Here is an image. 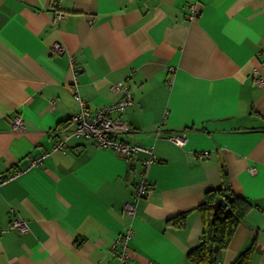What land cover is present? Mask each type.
<instances>
[{"label": "crops", "instance_id": "0c3cea01", "mask_svg": "<svg viewBox=\"0 0 264 264\" xmlns=\"http://www.w3.org/2000/svg\"><path fill=\"white\" fill-rule=\"evenodd\" d=\"M114 82L133 97L118 136L153 148L147 167L83 138L54 150L73 94L94 110L119 99ZM42 154L0 187V264H121L129 224L136 264H193L199 206L223 175L253 205L219 264H264V0H0V174ZM143 176L152 190L131 218Z\"/></svg>", "mask_w": 264, "mask_h": 264}, {"label": "built area", "instance_id": "2783aa9c", "mask_svg": "<svg viewBox=\"0 0 264 264\" xmlns=\"http://www.w3.org/2000/svg\"><path fill=\"white\" fill-rule=\"evenodd\" d=\"M64 15L65 14H63L60 10L55 11L56 18H62ZM53 50L62 53L64 51V47L59 43H55L53 45ZM168 70L173 75V69L168 68ZM111 89L120 94L119 99L94 110H91L86 106L84 100L78 93L75 92L73 94L79 105V109L70 117L72 127L64 130L61 137L55 143L54 150H63L66 146L67 140L71 137L83 138L91 140L96 147L112 149L115 153H118L127 161H129V158L135 153H144L147 157L142 160V165L143 167H147L156 160V157L153 154V148L151 146L130 143L118 136L130 129L128 122L123 119V114L133 101L132 93L129 87L123 82H114L111 85ZM22 128L23 119L20 115L14 116L12 129L20 131ZM156 128L157 131H159V127ZM170 139L177 144H183L185 140L179 132L171 134ZM44 157L45 154L39 156H27L26 159L28 164L26 166L15 168L0 174V187L3 184L17 178L30 166L40 163ZM151 190L152 189L149 186L147 179L143 176L134 187L132 199L125 203L124 209L128 216L131 218L136 216V202L142 197H149ZM10 226L18 233L28 231L26 221L21 218H13L10 222ZM6 229V227L1 226L0 224V232H3ZM133 234V226L132 224H129L116 238L115 246L120 247L118 257L121 264H136L131 258L128 248V242L132 238ZM148 264L155 263L149 262Z\"/></svg>", "mask_w": 264, "mask_h": 264}, {"label": "trees", "instance_id": "16d2710c", "mask_svg": "<svg viewBox=\"0 0 264 264\" xmlns=\"http://www.w3.org/2000/svg\"><path fill=\"white\" fill-rule=\"evenodd\" d=\"M220 205L214 211V205ZM249 199L237 195L231 188L225 175L219 188L207 190L204 201L199 206L202 220V234L199 243L188 251L193 264H219L224 249L229 244L237 225L252 207ZM243 255L233 264H247Z\"/></svg>", "mask_w": 264, "mask_h": 264}, {"label": "water", "instance_id": "95a60500", "mask_svg": "<svg viewBox=\"0 0 264 264\" xmlns=\"http://www.w3.org/2000/svg\"><path fill=\"white\" fill-rule=\"evenodd\" d=\"M219 205H220V202H219V200H217L215 205H214V211H216L218 209Z\"/></svg>", "mask_w": 264, "mask_h": 264}]
</instances>
